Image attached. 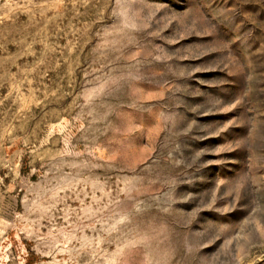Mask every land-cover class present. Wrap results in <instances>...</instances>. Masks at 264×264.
<instances>
[{
	"label": "rangeland",
	"instance_id": "obj_1",
	"mask_svg": "<svg viewBox=\"0 0 264 264\" xmlns=\"http://www.w3.org/2000/svg\"><path fill=\"white\" fill-rule=\"evenodd\" d=\"M0 264H264V0H0Z\"/></svg>",
	"mask_w": 264,
	"mask_h": 264
}]
</instances>
